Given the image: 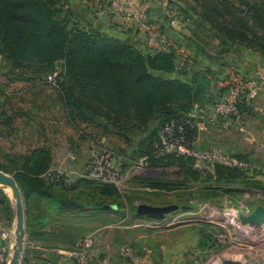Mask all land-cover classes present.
Here are the masks:
<instances>
[{"label": "rangeland", "instance_id": "374dc122", "mask_svg": "<svg viewBox=\"0 0 264 264\" xmlns=\"http://www.w3.org/2000/svg\"><path fill=\"white\" fill-rule=\"evenodd\" d=\"M81 1H66L71 13L81 10ZM163 1L168 8L167 19L175 23L169 33L158 28L159 31L177 49L179 59L202 49L207 56L201 58L214 64L215 74L209 97L193 111L192 116L197 122L193 144L185 148V153L179 154L176 146L172 147L164 137L163 148L159 145L155 148L157 165L147 156H140V147L133 148L135 144L127 142L132 135L128 129L118 131L112 126L106 127L100 119H94L95 124L80 120L72 122L62 98L47 80L50 73L14 66L2 53L0 45V171L15 178L17 168L33 151L48 150L53 162L46 179L54 187L59 202L74 201L86 208L79 217L47 213L37 223L48 226L50 222L52 226L47 229L52 235H60L64 230L66 238L67 234L72 240L82 238L78 246H69V253L56 251L57 264H80L73 253L86 238L93 242L88 264H131L121 253L126 250L137 253L139 249L147 252L140 253L139 264L146 260L149 264L150 260L155 264H221L228 259L254 264L264 259V228L249 235L237 229L229 218L230 209L238 213L241 209L264 207V178H254L246 173L252 186L242 183L240 178L233 184L217 182L208 176L210 170L206 168L209 166L206 162L200 163L205 166L199 170L202 174L195 176L179 166L176 160L179 156L193 159V162L188 160L186 166L193 164L198 170V160L189 154L218 149L264 165V57L238 45L222 46L210 30L200 28L195 14L200 5L197 0ZM172 12L176 14L170 15ZM81 15L79 20L84 26L86 22L98 19L88 12ZM115 15L121 18H118L120 22L110 18ZM73 20L76 22V18ZM98 20L101 24L109 23L108 20L127 24L119 14H109L108 19ZM149 23L156 24L151 18ZM87 26L91 25L87 23ZM120 34L123 40L136 42L129 34ZM134 34L135 38L140 37L136 39L141 47L146 48L149 33L139 31ZM59 67L51 73H56L58 79L61 77ZM229 104L234 105L235 112L225 110ZM158 125L156 122L152 130ZM135 136L139 140L143 135ZM106 150L115 155L112 165L122 175L116 183L110 184L116 188V196H104L94 189L93 186L105 184L98 179L82 177L84 167L94 158H101ZM161 156L164 161L160 160ZM168 156H173L174 160L167 159ZM211 175L214 174L211 172ZM89 181L95 184L90 185ZM0 196L6 199L5 204H0V229L11 233L10 240L3 243L2 239L0 264H10L16 245V203L10 191L1 186ZM48 200L45 196H34L29 204L24 200L27 219L28 209L35 208L34 202H45L48 206ZM115 205V211L109 210ZM139 205L178 206V210L161 220L149 219L137 214ZM48 211L55 212V209ZM141 235L148 238L144 241L147 246L135 240ZM5 243L8 250L3 253ZM46 243H39L42 247L39 252L53 259L55 250ZM53 244L51 242V246ZM162 250L164 258L161 260ZM166 251L171 255L170 259H166ZM155 257L159 260L155 261Z\"/></svg>", "mask_w": 264, "mask_h": 264}, {"label": "trees", "instance_id": "16d2710c", "mask_svg": "<svg viewBox=\"0 0 264 264\" xmlns=\"http://www.w3.org/2000/svg\"><path fill=\"white\" fill-rule=\"evenodd\" d=\"M66 1L0 0V45L7 60L48 74L60 65L56 91L71 121L95 124L94 119H100L106 127L128 129L132 135L127 142L140 147V156H147L154 165L158 164L155 148H163L168 124L183 127L191 147L197 134L193 111L209 97L215 74L214 64L201 58L207 54L196 49L179 59L172 46L153 54L148 47L84 26ZM197 1L200 28L210 30L222 46L238 45L264 57V0ZM156 122L159 125L152 130ZM136 134L143 136L136 140ZM176 160L195 176L202 174L193 164L186 166L193 159L179 156ZM52 162L48 150L37 149L17 168L15 179L26 203L34 196L52 198L54 187L46 179ZM208 176L217 182L233 184L240 178L248 186L253 184L245 172L223 166H216L214 175ZM93 188L104 196L118 194L110 184ZM32 209H28V226L44 218Z\"/></svg>", "mask_w": 264, "mask_h": 264}, {"label": "built area", "instance_id": "2783aa9c", "mask_svg": "<svg viewBox=\"0 0 264 264\" xmlns=\"http://www.w3.org/2000/svg\"><path fill=\"white\" fill-rule=\"evenodd\" d=\"M106 2L111 10L115 14H119L126 23L130 25H140L148 33V45L149 51L153 54H157L162 50H167L173 44L169 43L168 39L159 31L158 27L154 24H150V15L147 11L142 9L141 0H101ZM176 14L172 12L170 15ZM49 84L55 89L58 88L57 74H49L47 77ZM238 94V92H237ZM234 96H237L233 93ZM225 110L227 112H235L236 108L234 105L229 104ZM225 111V112H226ZM164 137L168 142H171L172 147L177 148L179 154L185 153V148H189V142L184 135V128L175 126V123L166 125L164 129ZM164 139V138H163ZM114 154L111 151L106 150L101 158H94L89 162L83 169L82 177H94L98 179L101 183L114 184L117 178L122 177L120 172L112 165V160ZM190 156L196 158L199 162L197 165L198 170L205 168L200 163L202 161L206 162L209 166L206 167L210 170V173L214 174L216 166H223L225 168L237 169L241 172H245L248 175L255 178H264V165L255 164L251 159L240 158L238 156L232 155L228 152L213 149L204 154L200 152L192 151ZM115 156V155H114ZM229 208V207H228ZM229 218L232 223L237 227V229L243 231L246 234L254 235L259 233V230L264 228V224L260 226H252L248 224H243L241 217L250 216L255 210L246 208L241 209L238 213L236 210L230 209ZM11 233L3 231L1 233L3 243L4 241L10 240ZM11 247V246H10ZM93 242L92 239L86 238L79 245V250L75 251L73 254L78 257L80 264H88V259L90 258L89 250L92 249ZM3 253L8 250V244L3 245ZM122 255L127 258L131 264H139L140 258H138L134 253L129 250L123 251ZM254 264H264V259L255 262Z\"/></svg>", "mask_w": 264, "mask_h": 264}, {"label": "crops", "instance_id": "0c3cea01", "mask_svg": "<svg viewBox=\"0 0 264 264\" xmlns=\"http://www.w3.org/2000/svg\"><path fill=\"white\" fill-rule=\"evenodd\" d=\"M79 5L81 6V10H77L75 12V15L78 17L82 16L81 13H83V12H86V13L88 12L89 15H94L98 19H104V18L108 19L109 14H112V15L115 14L111 10V8L108 6V4L106 2L101 1V0H82ZM141 6H142L143 10H145L149 13L150 18L156 22L155 26L160 28L162 32L165 33L167 31L169 33L170 30H173L172 27H174L175 22L172 21L170 23V21L167 19V16L169 15L168 8H166V3L163 0H160V1L159 0H141ZM92 18H95V17H92ZM110 18H114V19L119 21L118 18H120V17L115 15V16H112ZM98 19H96V18L92 19V20L86 22V25L88 23V25H91V27L104 30L107 33H110L113 35L118 33L117 30H119V33L116 35H119L117 37H120V38L123 36L120 33L125 32V34H129V36L131 38L135 39L134 41H136L135 43L137 45L141 46V44L138 43L139 39L138 40L136 39V38H140V37L136 36V38H135L134 32H139V31L147 32L142 26H140V25H134L133 26V25H130L128 23L126 25H124V23H122V22L118 23V21H116V20H115L116 21L115 23H118V24H115L113 22L114 20L113 21L108 20L109 23L106 22V24H101V21ZM127 32H129V33H127ZM124 36H126V35H124ZM141 40L143 41V39H141ZM141 40L139 42H141ZM53 194H54L53 198H51L52 202H50V198L48 200V206L45 205L46 204L45 202L44 203L43 202H39V203L34 202L33 203L35 206V208H33V210H32L34 215H37V216L42 215L45 218L47 216V213H49L48 215H50L51 213H55L56 215H60V216L62 215L63 217H65L66 215H70V214L73 215L74 217H79V216H81L80 214L85 213L84 211H86V208H84L83 205L79 204L80 205L79 208L66 207L63 205L64 201L59 202L60 201L59 196H57L54 192H53ZM68 202H74V201H68ZM61 206H62L63 210L60 209ZM52 208L55 209V212L48 211ZM109 208H110L109 210H111V211L116 210L115 206H112ZM25 216H26V242H25V252L23 254V259H22L21 264H57L55 259L58 258L59 256L57 254H55L56 251L57 250H65V251H68V253H69L70 252L69 246L70 247H74L76 245L78 246V244H79L78 242L82 239V238H78L75 240L73 239L74 242L70 243L71 236L69 234H67L68 238H66V234H65L64 230H63V233H61L60 235H58V234L52 235V233L49 232V229H47L48 227L52 226L50 222H49L48 226L47 225H45V226L44 225H38L35 222H33V225L28 226L26 212H25ZM61 229H62V227H61ZM3 231H5V230L0 229V245L2 243L1 233ZM67 231H70V230H67ZM166 235L169 238V234H166ZM51 237H53V238H51ZM28 239H29V241H28ZM146 239H148V238L145 236L143 237V235H141V236H136L135 240L142 242L143 246H147L145 243ZM40 242H45V243L47 242L46 244L49 245L50 248H54L55 251H54V254H52L53 259L50 256L47 257V255L45 253L39 252V250L42 249V247H40V244H39ZM51 242H54V244L52 246H51ZM59 243H60V245H59ZM163 251L164 250H162V252L160 253L161 260H162V258H164ZM136 252L138 254L134 252L135 253L134 255H136L138 258H140L139 263H141V256L142 255L140 253L147 254V252H145L142 249H139ZM155 256H157V255L155 254ZM170 256L171 255L169 254V252L166 251V254H165L166 259H170ZM156 260H157V258L155 257V261ZM144 263L149 264V261L146 260L143 262V264ZM150 264H155L154 260L153 261L150 260ZM159 264H164V263L161 262Z\"/></svg>", "mask_w": 264, "mask_h": 264}, {"label": "water", "instance_id": "95a60500", "mask_svg": "<svg viewBox=\"0 0 264 264\" xmlns=\"http://www.w3.org/2000/svg\"><path fill=\"white\" fill-rule=\"evenodd\" d=\"M0 186L3 190H9L11 196L15 201L16 207V245L14 247L13 256L11 258L10 264H21L23 259V254L25 252V242H26V216H25V205L22 191L15 178L11 177L0 171ZM6 199L0 196V204H5ZM69 208H79L80 205L76 202H64L63 204ZM178 210V206H168V207H153L148 205H139L137 209V214L139 216L149 217L151 219H164L166 214L172 213ZM243 224H248L252 226H260L264 224V207H258L250 216L241 217ZM221 264H243L238 260H225Z\"/></svg>", "mask_w": 264, "mask_h": 264}]
</instances>
